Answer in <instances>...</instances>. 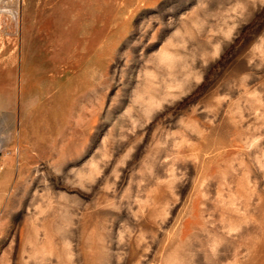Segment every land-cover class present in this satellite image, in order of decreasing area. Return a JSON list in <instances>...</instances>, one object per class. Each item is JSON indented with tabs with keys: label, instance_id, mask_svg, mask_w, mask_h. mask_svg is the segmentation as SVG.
I'll return each mask as SVG.
<instances>
[{
	"label": "rangeland",
	"instance_id": "obj_1",
	"mask_svg": "<svg viewBox=\"0 0 264 264\" xmlns=\"http://www.w3.org/2000/svg\"><path fill=\"white\" fill-rule=\"evenodd\" d=\"M0 264H264V0H0Z\"/></svg>",
	"mask_w": 264,
	"mask_h": 264
}]
</instances>
